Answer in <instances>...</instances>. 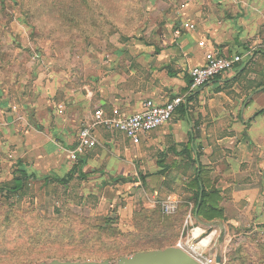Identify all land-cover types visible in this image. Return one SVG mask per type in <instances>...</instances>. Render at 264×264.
<instances>
[{
  "label": "crops",
  "instance_id": "0c3cea01",
  "mask_svg": "<svg viewBox=\"0 0 264 264\" xmlns=\"http://www.w3.org/2000/svg\"><path fill=\"white\" fill-rule=\"evenodd\" d=\"M157 6L159 21L148 33L108 52L76 57L65 50L0 51V185L9 183L20 167L41 186L44 177L66 178L77 167L67 152L96 110L131 114L145 101L164 104L182 97L188 112L175 111L169 123L141 135L138 144L97 128L96 146L79 157L82 164L70 183L105 185L111 177L128 178L138 160L147 159L157 172L165 171L160 187L166 198L178 200L175 187L201 165L218 191L217 205L227 224L237 226V215L244 216L247 209L260 217L264 173L260 188L251 185L253 174L264 170V113L254 116L264 109V0H168ZM209 51L242 61L194 90L189 71L203 64ZM218 101L239 107L231 113H200L202 106L212 108ZM154 152L158 157L153 161L148 156ZM220 162L223 168L217 166ZM80 173L87 177L81 180ZM91 194L82 193L79 203ZM243 202L250 205L240 210ZM213 240L212 233L202 238L198 250ZM217 249H209L208 256Z\"/></svg>",
  "mask_w": 264,
  "mask_h": 264
},
{
  "label": "rangeland",
  "instance_id": "374dc122",
  "mask_svg": "<svg viewBox=\"0 0 264 264\" xmlns=\"http://www.w3.org/2000/svg\"><path fill=\"white\" fill-rule=\"evenodd\" d=\"M166 1L168 0H92L91 4L97 7V17L89 10L73 7L69 0H0V51L9 53L19 49L28 53L49 54L51 51L65 50L73 52L76 57H81L88 51L96 55L108 52L119 44H129L135 37L142 38L148 33L159 21V16L154 17L155 13H161L157 4ZM63 11L77 13V18L65 21L61 18ZM207 100L202 101L206 104ZM223 103L224 101H218L212 108L202 106L200 113L213 114L217 112L215 109L223 114L231 113L230 111L235 112L239 107L224 106ZM209 130L212 129L206 131ZM148 157L154 161L158 154L154 152ZM146 160L142 164L138 160V164L126 178L127 183L101 185L93 181L80 183L74 180L69 184L68 195H64L60 186H41L38 182L29 184L23 198H13V208L16 209L13 211L19 217L15 215L7 232H3L6 229L1 225L4 212L10 209L0 205V242L7 239L13 247L19 233L25 236L37 233L42 236L40 240H32L39 241L36 243V251L43 250L49 256L41 262H49L51 257L76 260L77 256L85 255V252L82 253L83 249L94 251L103 247L94 237L98 235L94 227L102 225L106 219L116 220L113 227L120 233L141 236L139 231L133 229V217L135 212L146 210L155 211L156 214L152 216L154 220H158L160 216L175 221L174 230L166 235V238L171 239V247L178 243L184 248L195 246L212 233L214 240L211 245L198 250L203 257H208L209 249L213 253L218 248L222 255L221 264H264V211L258 214L261 220L247 209L242 217L238 213L237 226L227 224L226 217L212 223V228H206L202 223L207 222L195 216L192 192L188 189L193 169L175 187L179 202L176 213L164 215L158 203L167 199L166 191L160 187L161 177L165 174H158ZM202 161L205 162V159ZM219 165L223 168L222 162L217 166ZM263 173L264 170L261 169L259 173L253 174L255 178L251 188L261 187ZM203 176L204 179L208 177V172L204 169ZM117 178L119 177H111L110 180L115 181ZM210 182L208 181L209 187ZM261 190L259 204L263 208L264 188L261 187ZM82 193L92 194L79 203ZM122 195L126 196L121 198ZM238 205L242 210L244 205L248 207L250 204L243 202ZM188 214L191 218L187 222ZM162 230L158 227L148 235L152 239L160 238L158 235ZM82 235L86 237L82 238ZM116 239L121 238H115V241ZM104 243L108 244L110 241L105 240ZM149 246L151 245L143 244L142 248ZM116 262L117 259H113L110 264ZM0 264H25L24 255L20 253L4 256L0 252Z\"/></svg>",
  "mask_w": 264,
  "mask_h": 264
},
{
  "label": "trees",
  "instance_id": "16d2710c",
  "mask_svg": "<svg viewBox=\"0 0 264 264\" xmlns=\"http://www.w3.org/2000/svg\"><path fill=\"white\" fill-rule=\"evenodd\" d=\"M92 0H69L73 7L79 8L81 7L84 10H89L92 14L97 15V7L91 4ZM77 13H73L71 11H63L61 12V18L65 21H72L73 18H77L75 15ZM99 17V15H97ZM93 20V19H90ZM188 107L186 104L182 103L177 109L176 112L179 114H186L188 112ZM264 113V109L256 112L254 116H258ZM189 147L187 149L188 153ZM196 156L199 158L200 154L196 151ZM77 167L81 166L82 161H78ZM191 163H195L194 160ZM199 165L200 162H197ZM76 168H73L71 172L67 175L66 178L60 179L58 177H44L40 179L44 186H48L49 184H55V186H61L64 192L67 190L70 181L73 179V174L76 171ZM165 171H160L158 174L163 175ZM87 176L80 173L79 178L85 179ZM142 183H144V178H141ZM37 177L33 173H28L23 167L18 168L12 180L9 183L0 185V205H5L6 208L9 207V211L4 212L3 224L1 225L6 230L3 232H7L10 228L12 219H14V214L16 210L13 208V198L17 197L19 200L24 197L27 192V187L29 184L37 182ZM128 179L126 178H117L115 181L109 180L108 184L113 185L117 183H127ZM208 181L204 179L203 169L201 165L199 168L195 170L194 178L190 181L188 185V189L193 191V201H194V213H196V218L204 221V222H213L214 220L223 219L222 210L218 207V191L213 187H209ZM19 203V202H18ZM12 209V210H11ZM19 212V211H18ZM16 213V212H15ZM155 211H146L140 210L134 213L133 217V229L140 232L141 236H138L135 233H127L123 234L118 232L114 227L116 220L114 219H106L105 222L100 226H95L94 228L97 230L98 235H95L96 241H98L103 247L94 251H88L86 249L82 250V253L85 252V255L77 256L76 260L85 261H103L108 260L111 261L113 259H119L121 257H129L137 252H145L150 250H158L165 249L167 247H171V239L166 238V235L169 231L174 230L175 221L171 218H162L158 216V220H154L152 218L155 215ZM162 219L163 221H160ZM161 227L163 229L162 233H160V238L152 239L149 237L148 233L151 230ZM27 234V233H26ZM28 235V234H27ZM42 235L35 234L34 236H25L21 233L17 235L14 246L11 247L7 242V239L0 242V252L6 255H24L25 264H38L41 260L48 258L44 254V251H36V243L39 241L32 240H40ZM83 236V235H82ZM86 236H83L84 238ZM81 238V239H82ZM115 238H121L116 239ZM3 239V236H1ZM94 239V238H92ZM105 240L110 241V243L105 244ZM144 245L150 244L151 246L142 248ZM145 242V243H144ZM53 257H51L52 260ZM79 258H83L82 260ZM72 260V261H76ZM244 264V262L242 263ZM261 264V263H258Z\"/></svg>",
  "mask_w": 264,
  "mask_h": 264
},
{
  "label": "built area",
  "instance_id": "2783aa9c",
  "mask_svg": "<svg viewBox=\"0 0 264 264\" xmlns=\"http://www.w3.org/2000/svg\"><path fill=\"white\" fill-rule=\"evenodd\" d=\"M185 28L193 29V25H185ZM264 51V45H263ZM242 58L237 55L221 56L217 52L209 51L204 55L203 64L192 67L189 71L191 77V87L194 90L200 89L209 84L215 77L231 72L236 65H239ZM183 103L182 97H174L164 104H156L153 101H145L141 109L128 114L120 109L114 108L109 115L102 110H96L92 119L87 122L78 132L74 147L68 150V160L77 165L79 157L92 150L96 146L94 136L97 128H102L108 132H119L125 135L134 144L139 143L140 136L150 133L163 127L172 120L176 109ZM162 214L173 215L178 209L179 202L175 199H166L158 203ZM191 216L188 214L187 222ZM196 246V245H195ZM195 246L179 247L193 256L201 264H216L215 256L203 257Z\"/></svg>",
  "mask_w": 264,
  "mask_h": 264
},
{
  "label": "water",
  "instance_id": "95a60500",
  "mask_svg": "<svg viewBox=\"0 0 264 264\" xmlns=\"http://www.w3.org/2000/svg\"><path fill=\"white\" fill-rule=\"evenodd\" d=\"M126 195H122L121 198ZM196 216V213H195ZM205 227H212V223H202ZM222 255L217 249L215 254V263L221 264ZM38 264H110V261H72V260H58L52 259L49 262H40ZM116 264H201L193 256L183 249L172 246L165 249L150 250L145 252H137L129 257H121Z\"/></svg>",
  "mask_w": 264,
  "mask_h": 264
},
{
  "label": "bare ground",
  "instance_id": "6f19581e",
  "mask_svg": "<svg viewBox=\"0 0 264 264\" xmlns=\"http://www.w3.org/2000/svg\"><path fill=\"white\" fill-rule=\"evenodd\" d=\"M195 232H196V231H195ZM195 236H196V235H195ZM205 240H206V239H205ZM207 241H208V240L200 242V243H201L200 245H204ZM193 249H194V250H198L199 247H197V245H196L195 248H193Z\"/></svg>",
  "mask_w": 264,
  "mask_h": 264
}]
</instances>
